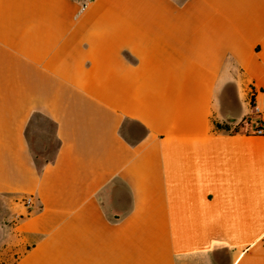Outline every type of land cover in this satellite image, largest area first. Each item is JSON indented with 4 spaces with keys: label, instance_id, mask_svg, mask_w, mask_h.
Returning <instances> with one entry per match:
<instances>
[{
    "label": "crops",
    "instance_id": "0c3cea01",
    "mask_svg": "<svg viewBox=\"0 0 264 264\" xmlns=\"http://www.w3.org/2000/svg\"><path fill=\"white\" fill-rule=\"evenodd\" d=\"M230 83L264 112V0H0V264H264V136L212 121Z\"/></svg>",
    "mask_w": 264,
    "mask_h": 264
},
{
    "label": "rangeland",
    "instance_id": "374dc122",
    "mask_svg": "<svg viewBox=\"0 0 264 264\" xmlns=\"http://www.w3.org/2000/svg\"><path fill=\"white\" fill-rule=\"evenodd\" d=\"M217 97L212 116L215 130V125L219 124L221 126L219 131L222 133L246 132L251 126L248 119L251 113L246 111V108L249 110L252 108L251 93L247 96L243 90H238L234 83H230L220 90ZM53 133L54 126L51 123L42 119L33 123L28 132L32 150L36 154H47L48 157H52L58 147ZM125 133L130 139H136L141 131L135 125H131L127 127Z\"/></svg>",
    "mask_w": 264,
    "mask_h": 264
},
{
    "label": "built area",
    "instance_id": "2783aa9c",
    "mask_svg": "<svg viewBox=\"0 0 264 264\" xmlns=\"http://www.w3.org/2000/svg\"><path fill=\"white\" fill-rule=\"evenodd\" d=\"M88 2L89 0L86 2V5ZM251 102H252V96H251ZM248 119L250 121V125L254 126L252 134L254 136L263 137L264 136V112H261L257 107L252 106V112L249 115ZM24 203L27 207H31L33 205V198L32 197L25 198Z\"/></svg>",
    "mask_w": 264,
    "mask_h": 264
},
{
    "label": "trees",
    "instance_id": "16d2710c",
    "mask_svg": "<svg viewBox=\"0 0 264 264\" xmlns=\"http://www.w3.org/2000/svg\"><path fill=\"white\" fill-rule=\"evenodd\" d=\"M78 1L81 2L82 6L84 7L88 0H78ZM215 127H216V131L221 130V126L219 124H216ZM57 142H58V140H57ZM58 149H59V142H58V147H57V149H56V151H55V153H54V155L52 157H48L47 154H45V155L36 154L32 150L36 166L38 167L39 170H41L45 165L51 163L55 159V157L57 155V152H58Z\"/></svg>",
    "mask_w": 264,
    "mask_h": 264
}]
</instances>
